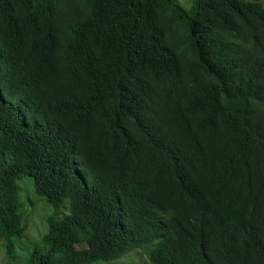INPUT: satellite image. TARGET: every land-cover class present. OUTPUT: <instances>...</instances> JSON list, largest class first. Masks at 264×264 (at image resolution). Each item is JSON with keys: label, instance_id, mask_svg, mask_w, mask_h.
I'll return each mask as SVG.
<instances>
[{"label": "trees", "instance_id": "trees-1", "mask_svg": "<svg viewBox=\"0 0 264 264\" xmlns=\"http://www.w3.org/2000/svg\"><path fill=\"white\" fill-rule=\"evenodd\" d=\"M182 10L0 0L6 264H264V5ZM24 178L54 212L35 241Z\"/></svg>", "mask_w": 264, "mask_h": 264}, {"label": "rangeland", "instance_id": "rangeland-1", "mask_svg": "<svg viewBox=\"0 0 264 264\" xmlns=\"http://www.w3.org/2000/svg\"><path fill=\"white\" fill-rule=\"evenodd\" d=\"M183 9L184 13H187L192 5L193 0H174ZM250 1V0H247ZM264 5V0H262ZM23 195L26 197L29 206L27 209L25 234L28 240L35 241L44 234L47 233L49 229V219L54 214L51 207L43 201L42 198L34 191V185L31 179L24 178L20 182ZM66 207L60 210L61 216L66 213ZM24 247V246H23ZM25 252V251H24ZM7 259L5 257V249L0 245V264H6ZM122 263H133V264H151L147 257L146 250H137L123 259L110 262V263H94V264H122Z\"/></svg>", "mask_w": 264, "mask_h": 264}]
</instances>
